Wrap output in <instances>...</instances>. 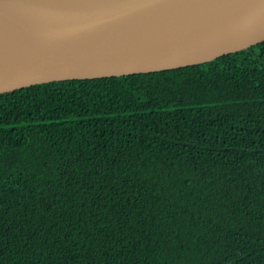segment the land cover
Instances as JSON below:
<instances>
[{
	"label": "trees",
	"instance_id": "trees-1",
	"mask_svg": "<svg viewBox=\"0 0 264 264\" xmlns=\"http://www.w3.org/2000/svg\"><path fill=\"white\" fill-rule=\"evenodd\" d=\"M0 264H264V41L0 94Z\"/></svg>",
	"mask_w": 264,
	"mask_h": 264
},
{
	"label": "water",
	"instance_id": "water-1",
	"mask_svg": "<svg viewBox=\"0 0 264 264\" xmlns=\"http://www.w3.org/2000/svg\"><path fill=\"white\" fill-rule=\"evenodd\" d=\"M264 41V0H0V94L178 69Z\"/></svg>",
	"mask_w": 264,
	"mask_h": 264
}]
</instances>
